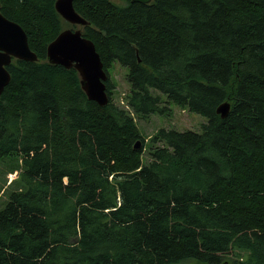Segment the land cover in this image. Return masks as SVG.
<instances>
[{"label":"trees","instance_id":"1","mask_svg":"<svg viewBox=\"0 0 264 264\" xmlns=\"http://www.w3.org/2000/svg\"><path fill=\"white\" fill-rule=\"evenodd\" d=\"M55 1L0 0L38 58L13 59L0 96V165L17 172L1 188L0 264H264V0H74L84 26ZM68 28L94 43L105 105L46 59ZM170 103L206 121L157 129L146 152L136 119Z\"/></svg>","mask_w":264,"mask_h":264},{"label":"water","instance_id":"2","mask_svg":"<svg viewBox=\"0 0 264 264\" xmlns=\"http://www.w3.org/2000/svg\"><path fill=\"white\" fill-rule=\"evenodd\" d=\"M151 0H131V2L149 3ZM74 0H56L55 10L70 24L87 25L88 22L76 12ZM13 59L36 61L37 55L31 50L23 28L16 22L6 18L0 12V96L10 81L7 66ZM46 59L50 64L76 69L82 90L88 99L99 105L108 102L105 81L108 78L94 43L82 35L81 29L62 30L46 48ZM230 104L223 102L217 107L221 117L228 114ZM139 146V141L135 147Z\"/></svg>","mask_w":264,"mask_h":264},{"label":"rangeland","instance_id":"3","mask_svg":"<svg viewBox=\"0 0 264 264\" xmlns=\"http://www.w3.org/2000/svg\"><path fill=\"white\" fill-rule=\"evenodd\" d=\"M127 69L120 66L117 63L112 64L108 69V74L114 85L113 101L120 107L127 108L125 104V97L129 91V84L125 78ZM165 99L164 96H162ZM137 126L140 133L145 138L146 152L148 150L149 138L153 135L157 129L173 128L179 131L190 129L193 131H199L201 123L206 121V118L200 114L190 112L184 107H180L176 104H169V111L163 114H153L148 120L136 119ZM149 159V157H148ZM147 160V155H143V161ZM3 165H0V194L1 188H5L10 180H14L17 177V172L4 171ZM10 169V168H8ZM11 170V169H10ZM6 198L5 193L0 196ZM178 264H198L195 261H185Z\"/></svg>","mask_w":264,"mask_h":264}]
</instances>
